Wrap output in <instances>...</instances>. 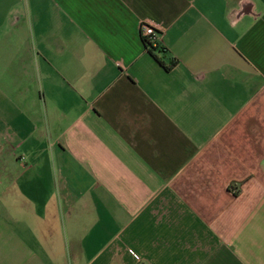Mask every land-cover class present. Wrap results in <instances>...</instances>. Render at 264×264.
I'll return each mask as SVG.
<instances>
[{"label": "crops", "instance_id": "1", "mask_svg": "<svg viewBox=\"0 0 264 264\" xmlns=\"http://www.w3.org/2000/svg\"><path fill=\"white\" fill-rule=\"evenodd\" d=\"M0 264H264V0H0Z\"/></svg>", "mask_w": 264, "mask_h": 264}, {"label": "built area", "instance_id": "2", "mask_svg": "<svg viewBox=\"0 0 264 264\" xmlns=\"http://www.w3.org/2000/svg\"><path fill=\"white\" fill-rule=\"evenodd\" d=\"M140 31L141 38L148 49L152 51L162 49L159 41L162 30L157 25H155V23L151 22V20H142L140 23ZM134 256L138 258L136 254H134Z\"/></svg>", "mask_w": 264, "mask_h": 264}]
</instances>
